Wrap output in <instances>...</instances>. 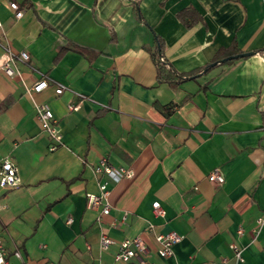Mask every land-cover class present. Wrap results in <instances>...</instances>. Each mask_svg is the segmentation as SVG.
<instances>
[{
	"label": "crops",
	"instance_id": "1",
	"mask_svg": "<svg viewBox=\"0 0 264 264\" xmlns=\"http://www.w3.org/2000/svg\"><path fill=\"white\" fill-rule=\"evenodd\" d=\"M0 24V42L29 55L13 76L0 71V162L20 175L0 188V236L21 253L14 264H124L115 245L99 251L101 232L141 236L155 264H264V224L253 231L264 215V0H138V15L132 0H0ZM151 30L180 74L235 49L253 53L159 80ZM41 72L49 84L30 90ZM54 82L66 89L57 94ZM37 103L61 129L53 150ZM102 158L133 176L95 172ZM214 167L220 184L208 179ZM100 181L107 214L86 201ZM148 222L182 236L172 255L157 253Z\"/></svg>",
	"mask_w": 264,
	"mask_h": 264
},
{
	"label": "built area",
	"instance_id": "2",
	"mask_svg": "<svg viewBox=\"0 0 264 264\" xmlns=\"http://www.w3.org/2000/svg\"><path fill=\"white\" fill-rule=\"evenodd\" d=\"M9 6L14 10V15L19 18L23 11L18 8L15 1H10ZM1 25V24H0ZM3 52L0 55V71L5 73L7 76H13L16 73L15 64L25 63L29 57L28 53L24 50L14 51L8 43L0 42ZM50 79L45 73H40L37 80L33 82L30 87L32 91H40L47 87ZM55 83V92L57 94L61 93L66 86L59 82ZM80 100L87 99L88 96L82 93H77ZM69 109H77L78 104H68ZM35 110L38 119L40 120L44 131L52 139V143L49 146V150L56 148L58 144L62 142L61 129L58 125L57 120L53 117L52 111L43 103H37L35 105ZM94 171L97 173H102L107 175L113 181L118 182L122 178L132 177L134 171L131 167L126 166H114L102 158L99 163L94 167ZM208 179L217 184H220L224 180V175L219 167L212 168L208 174ZM20 183V175L18 168L14 162L9 158H4L0 162V188H7L16 186ZM98 193L88 192L86 194L87 204L91 207L101 205V212L107 214L110 211V188L105 182H98ZM152 210L156 216L163 217L165 215V210L161 205L159 200H154L152 202ZM4 208V204L0 202V210ZM70 221V218L67 220ZM264 224V215L259 216L256 219V226L253 231L257 232L259 227ZM146 230L153 232V237L157 243V253L160 256H169L173 254V245L181 239V235L174 230L167 232H156L154 231V224L148 222L146 225ZM241 232V229H239ZM115 245V250L113 252V258L116 261L122 262L124 264H155L148 254V246L143 238L139 235L133 236L131 238H124L119 241H115L105 232H101L98 239L99 251H106L110 246ZM232 250L233 256L238 260L242 261L243 257L241 254L242 249L235 243L229 244ZM17 258L21 257V253L18 248H14L11 252L5 247L3 240L0 236V264H14L10 256ZM97 264H103L102 262H97Z\"/></svg>",
	"mask_w": 264,
	"mask_h": 264
},
{
	"label": "trees",
	"instance_id": "3",
	"mask_svg": "<svg viewBox=\"0 0 264 264\" xmlns=\"http://www.w3.org/2000/svg\"><path fill=\"white\" fill-rule=\"evenodd\" d=\"M134 3V11L138 15V0H132ZM151 33L155 36L153 31L151 30ZM159 46V48H158ZM239 50L235 49L233 51L228 53H222L221 55H229V54H235L238 53ZM150 53L153 58V61L156 65L157 69V76L159 80H165V81H181L190 77H193L195 74H197L199 71H201L203 68H199L196 71L188 72L185 74H180L176 72L173 67L168 63V61L163 57L162 54V42L159 39L158 36H155V43L152 47H150ZM218 59V58H216ZM209 63H207L205 66H207ZM262 117H264V112H262Z\"/></svg>",
	"mask_w": 264,
	"mask_h": 264
},
{
	"label": "water",
	"instance_id": "4",
	"mask_svg": "<svg viewBox=\"0 0 264 264\" xmlns=\"http://www.w3.org/2000/svg\"><path fill=\"white\" fill-rule=\"evenodd\" d=\"M158 48H159V46H158ZM252 53H253V51H243V52H238V53L231 54V55L225 56L223 58L214 60V61L210 62L207 66H204L201 72L205 71L209 66L215 65L218 62L226 61V60H229V59H234V58L242 57V56H246V55H250Z\"/></svg>",
	"mask_w": 264,
	"mask_h": 264
}]
</instances>
